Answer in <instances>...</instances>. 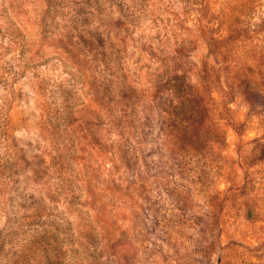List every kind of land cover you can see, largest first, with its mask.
<instances>
[{"label":"rangeland","instance_id":"1","mask_svg":"<svg viewBox=\"0 0 264 264\" xmlns=\"http://www.w3.org/2000/svg\"><path fill=\"white\" fill-rule=\"evenodd\" d=\"M48 252L264 264V0H0V264Z\"/></svg>","mask_w":264,"mask_h":264},{"label":"trees","instance_id":"2","mask_svg":"<svg viewBox=\"0 0 264 264\" xmlns=\"http://www.w3.org/2000/svg\"><path fill=\"white\" fill-rule=\"evenodd\" d=\"M174 90V91H173ZM172 91L175 92V86L172 87ZM52 257L50 256L49 252L45 255V258L40 261L42 264H52ZM60 264V263H59Z\"/></svg>","mask_w":264,"mask_h":264}]
</instances>
